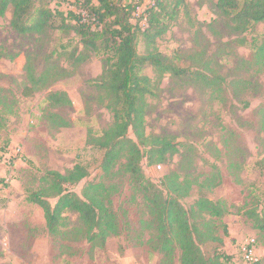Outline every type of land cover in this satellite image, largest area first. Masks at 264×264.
Segmentation results:
<instances>
[{"label":"rangeland","instance_id":"1","mask_svg":"<svg viewBox=\"0 0 264 264\" xmlns=\"http://www.w3.org/2000/svg\"><path fill=\"white\" fill-rule=\"evenodd\" d=\"M114 1L135 3L132 22L143 29L145 11L156 2ZM50 7L80 12L76 0L53 2ZM11 19V10L0 18V109L6 122L0 129V264H168L151 248L153 231L146 228L152 220L149 209L123 172L124 160L106 173L105 152L90 144L113 122L92 84L104 71L105 55L91 54L75 66L71 55L81 45L73 33L49 30L23 35L12 28ZM229 24L217 0H185L168 32L157 40L163 58H181L182 67L215 74L222 85L218 90L219 86L208 88L192 75L159 77L153 68L144 70L158 83L155 96L148 98L146 131L175 138L180 152L165 163L150 165L145 158L142 168L156 184L170 172L197 181L199 186L182 200L187 209L202 195L226 204L228 213L213 220L224 243L204 244L207 255L221 249L231 255V263L250 264L242 248L255 239L256 256L264 264V232L255 230L246 214L255 210L264 215V72L249 65L251 46L239 42L244 37L262 40L264 24L242 36L233 33ZM138 51L145 52L142 39ZM28 67L38 75L49 69L53 76L52 84L30 98L23 96L29 85ZM51 92H66L72 106L51 107L47 101ZM56 116L70 126L59 127ZM130 136L134 138L132 131ZM78 164L88 169L89 176L70 190L82 197L89 183H103L118 216L122 234L110 237L104 247L99 240L90 243L77 233L81 222L73 212L65 214L61 233L51 235L43 210L28 202L48 171L65 174ZM50 202L55 205L57 199ZM196 221L204 224L201 217ZM175 264H180L178 259Z\"/></svg>","mask_w":264,"mask_h":264},{"label":"trees","instance_id":"2","mask_svg":"<svg viewBox=\"0 0 264 264\" xmlns=\"http://www.w3.org/2000/svg\"><path fill=\"white\" fill-rule=\"evenodd\" d=\"M66 1L0 0V18L11 10L12 28L23 35L43 34L49 30L73 33L81 45V49H75L71 55L75 66L85 63L91 54L105 55L104 71L92 84L99 104L109 111L113 122L101 136L90 141L91 145L105 152L104 172L110 173L124 160L123 172L129 176L134 189L143 195L149 209L152 220L146 223V228L153 231L151 248L168 264H175L176 259L180 264H233L231 255L221 252V249L209 256L202 247L206 243L223 245V239L216 235L213 220L221 219L228 213L226 204L223 201L214 202L202 195L191 209H187L182 200L191 196L195 185L199 186L197 181L170 172L160 184H156L145 176L142 168L145 158L150 165L165 163L180 152V145L174 141L175 138L149 135L146 131L148 98L155 96L158 83L144 70L153 68L159 77L167 74L176 78L192 75L204 81L208 88L219 86L218 90L222 85L215 74L182 67L179 63L181 58H163L157 47V40L168 32L185 0H156L145 11V29L139 23L132 22L138 8L133 2L119 4L114 0H98V3L76 0L79 13L50 7L53 2ZM217 8L229 20V27L237 35H245L255 26L264 24V0H217ZM140 39L145 45L143 54L138 51ZM239 42L242 46H251L253 56L249 65L264 72V37L262 40L244 37ZM202 67L203 71L209 72L207 66ZM52 77L49 69L38 75L33 68L28 67L29 85L24 87L23 96L30 98L48 87L52 84ZM47 101L55 109L72 106V100L66 92H51ZM2 110L0 129L6 126L1 117ZM56 118L59 127L70 126L67 120L58 116ZM131 131L134 138L130 136ZM88 176V169L81 164L65 174L48 171L39 189L29 195L28 202L43 210L46 227L51 235L61 233L65 226V214L73 212L78 214L81 222L77 233L90 243L99 240L104 247L110 237L120 236L122 230L118 216L110 206L108 188L103 183H89L82 197L70 190V187ZM213 186L209 185L211 189ZM52 199H57L55 205L50 202ZM246 214L252 219L253 228L264 232V215L255 210L247 211ZM198 217L204 219L202 227L196 221Z\"/></svg>","mask_w":264,"mask_h":264},{"label":"built area","instance_id":"3","mask_svg":"<svg viewBox=\"0 0 264 264\" xmlns=\"http://www.w3.org/2000/svg\"><path fill=\"white\" fill-rule=\"evenodd\" d=\"M256 240L252 239L246 243V245L242 248V253L244 255V259L250 264H259V259L256 256Z\"/></svg>","mask_w":264,"mask_h":264}]
</instances>
